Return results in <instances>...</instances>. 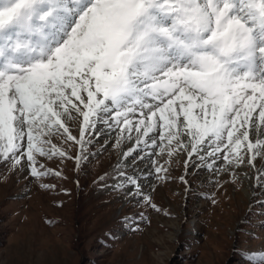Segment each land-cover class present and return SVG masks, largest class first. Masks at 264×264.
I'll use <instances>...</instances> for the list:
<instances>
[{"label":"snow or ice","instance_id":"6c2138e0","mask_svg":"<svg viewBox=\"0 0 264 264\" xmlns=\"http://www.w3.org/2000/svg\"><path fill=\"white\" fill-rule=\"evenodd\" d=\"M98 122L169 156L264 157V0H0V164L48 175L37 155H67L52 137L83 154Z\"/></svg>","mask_w":264,"mask_h":264},{"label":"rangeland","instance_id":"374dc122","mask_svg":"<svg viewBox=\"0 0 264 264\" xmlns=\"http://www.w3.org/2000/svg\"><path fill=\"white\" fill-rule=\"evenodd\" d=\"M68 126L79 138L80 125ZM120 134L96 123L83 154L53 136L67 155H37L48 175L0 164V264H247L239 252L264 251V188L254 187L264 157L236 166L203 152L169 156L129 139L117 147ZM133 148L139 158L120 160ZM121 171L141 187L114 188Z\"/></svg>","mask_w":264,"mask_h":264},{"label":"bare ground","instance_id":"6f19581e","mask_svg":"<svg viewBox=\"0 0 264 264\" xmlns=\"http://www.w3.org/2000/svg\"><path fill=\"white\" fill-rule=\"evenodd\" d=\"M109 127H110V126H109ZM112 131H113V130H112ZM134 132H135V131H134ZM111 133H112V132H111ZM121 135H122V134L119 135V136H120L119 141H120V143H121L122 146H125L126 141H125L124 139H123V140L121 139ZM124 135H126V134H124ZM132 135H133V136H132L133 139H131L130 142L132 141V142L135 144V137H136L137 133H136V132H135V133L132 132ZM145 139H146V138H145ZM125 158H126V155H124V153H123L122 156H121V159H120V160H123V159H125ZM254 162H255L256 165L259 164V162L256 161V160H255ZM257 166H258V165H257ZM253 181H254V179H252V180L249 181V183L251 184L250 186H253V185H252V182H253Z\"/></svg>","mask_w":264,"mask_h":264}]
</instances>
